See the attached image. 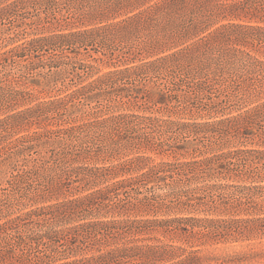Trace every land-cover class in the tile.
I'll use <instances>...</instances> for the list:
<instances>
[{"label": "rangeland", "instance_id": "obj_1", "mask_svg": "<svg viewBox=\"0 0 264 264\" xmlns=\"http://www.w3.org/2000/svg\"><path fill=\"white\" fill-rule=\"evenodd\" d=\"M81 1L0 17V224L20 218L35 235L58 231L57 255L39 264L110 250L117 254L105 264H264V229L252 224L204 243L171 230L177 218H264V156L256 153L264 152V119L242 122L264 102V69L241 63L242 51L264 62L263 47L215 45L139 77L136 67L180 44L149 49L142 30L105 47L1 59L25 40L125 17L99 20L87 6L101 0ZM230 20L246 22L216 17L204 34ZM118 71L123 80L110 78ZM154 166L163 171L137 180Z\"/></svg>", "mask_w": 264, "mask_h": 264}, {"label": "trees", "instance_id": "obj_2", "mask_svg": "<svg viewBox=\"0 0 264 264\" xmlns=\"http://www.w3.org/2000/svg\"><path fill=\"white\" fill-rule=\"evenodd\" d=\"M73 1L0 0V17L17 13L29 7L41 6L48 8L61 2L70 5ZM87 7L91 9L93 17L99 20L106 19L110 15L122 11H124L125 17L120 21L90 29L51 33L25 40L19 46L4 53L1 59L6 60L9 56L21 58L22 53L28 50L63 52L69 48H87L94 45L105 47L106 43L116 36L126 38L129 35L139 34L142 30L147 31L145 46L149 49H166V47L171 49L170 47L176 44H180L181 48L156 61L136 67L132 74L138 77L150 72L166 70L171 68L180 58L191 57L195 52L206 53L212 50L215 45L221 47L228 42L243 41L246 45L263 47L264 49V26L251 24L253 20L255 23H264V0H101L97 4L90 2ZM216 17L244 19L246 22L235 23L230 20L228 23L204 34L209 29L212 19ZM188 41L191 42L185 45ZM241 54H244L241 63L246 68L264 69L263 61L251 56L248 52L242 51ZM124 72L126 71L112 72L109 73V76L110 78L111 76L115 77V80H123L125 77ZM262 76L259 82L261 87L264 88V73ZM263 119L264 102L247 111L242 117V122L246 127H253ZM80 128H70L69 130L73 132ZM260 136L264 138V131L261 132ZM256 153L264 156V152L256 151ZM162 171L161 166H154L147 172L142 173L137 180L147 182L151 180V177ZM22 221L23 219L15 218L0 224V264H39L45 263L47 259L49 261L53 260L58 253L57 249L54 248L55 240L53 236L58 231L49 230L44 234L35 235L30 232L32 230L24 228ZM171 222L175 225L171 230L183 231L182 234H191L203 241L202 243L211 239L214 235L242 233L248 227V224H252L253 229H264V218L230 220L177 218L171 220ZM109 224L104 223L102 232L110 227ZM182 224L184 225L182 226ZM44 239L47 241L43 243V252L33 253L32 246L40 245ZM170 249L184 251L182 248L175 246H170ZM196 252L198 250L189 252L191 253L190 256L192 254L195 256ZM39 253L41 255L38 256ZM116 254V250H110L96 256L75 259L61 264H90L91 261H94L95 264H105L107 261L109 263ZM190 256L183 261L188 262L193 258H190ZM195 258L197 257L195 256Z\"/></svg>", "mask_w": 264, "mask_h": 264}]
</instances>
